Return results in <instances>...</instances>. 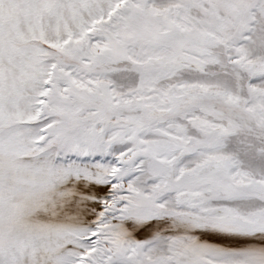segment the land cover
Returning <instances> with one entry per match:
<instances>
[{
    "label": "snow or ice",
    "instance_id": "1",
    "mask_svg": "<svg viewBox=\"0 0 264 264\" xmlns=\"http://www.w3.org/2000/svg\"><path fill=\"white\" fill-rule=\"evenodd\" d=\"M0 264H264V0H0Z\"/></svg>",
    "mask_w": 264,
    "mask_h": 264
}]
</instances>
